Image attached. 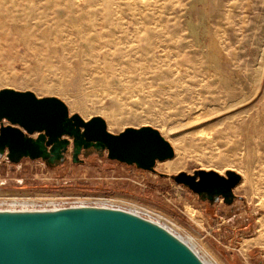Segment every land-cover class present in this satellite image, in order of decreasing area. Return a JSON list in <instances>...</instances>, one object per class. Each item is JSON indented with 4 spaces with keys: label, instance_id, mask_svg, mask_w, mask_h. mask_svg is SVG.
Wrapping results in <instances>:
<instances>
[{
    "label": "rangeland",
    "instance_id": "obj_1",
    "mask_svg": "<svg viewBox=\"0 0 264 264\" xmlns=\"http://www.w3.org/2000/svg\"><path fill=\"white\" fill-rule=\"evenodd\" d=\"M4 88L58 97L112 133L154 126L175 156L149 171L94 148L75 163L72 145L56 166L0 154V209L118 208L204 264H264V0H0ZM196 170L240 173L234 202L172 177Z\"/></svg>",
    "mask_w": 264,
    "mask_h": 264
},
{
    "label": "water",
    "instance_id": "obj_2",
    "mask_svg": "<svg viewBox=\"0 0 264 264\" xmlns=\"http://www.w3.org/2000/svg\"><path fill=\"white\" fill-rule=\"evenodd\" d=\"M0 154L12 163L23 158L43 159L51 166L72 160L81 163L84 150L107 151L109 159L155 171L158 161L175 156V149L156 127L108 130L106 120H85L72 114L55 96L39 97L33 91L0 90ZM202 199L236 198L242 175L229 170L185 171L172 175ZM0 264H194L174 243L151 229L121 216L80 214L49 219H0Z\"/></svg>",
    "mask_w": 264,
    "mask_h": 264
},
{
    "label": "bare ground",
    "instance_id": "obj_3",
    "mask_svg": "<svg viewBox=\"0 0 264 264\" xmlns=\"http://www.w3.org/2000/svg\"><path fill=\"white\" fill-rule=\"evenodd\" d=\"M80 214L115 215L137 222L170 240L178 248H180L193 261L194 264H204L203 262L198 260L195 253L185 244V242L181 238L171 233L169 230H167L159 223H155L148 219L140 217L139 215L133 212L121 210L118 208H111L108 206H99V205H71L67 207H55V208L0 209V219L25 218V217L28 218L39 217V218L49 219L52 217H60L66 215H80Z\"/></svg>",
    "mask_w": 264,
    "mask_h": 264
},
{
    "label": "snow or ice",
    "instance_id": "obj_4",
    "mask_svg": "<svg viewBox=\"0 0 264 264\" xmlns=\"http://www.w3.org/2000/svg\"><path fill=\"white\" fill-rule=\"evenodd\" d=\"M0 103H2V101H0Z\"/></svg>",
    "mask_w": 264,
    "mask_h": 264
}]
</instances>
